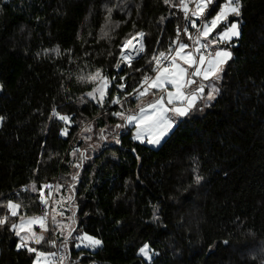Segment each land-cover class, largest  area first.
Instances as JSON below:
<instances>
[{
	"label": "trees",
	"instance_id": "obj_1",
	"mask_svg": "<svg viewBox=\"0 0 264 264\" xmlns=\"http://www.w3.org/2000/svg\"><path fill=\"white\" fill-rule=\"evenodd\" d=\"M182 19L162 0H0V216L9 215V199L22 205L19 216H42L38 193L24 187L56 183L69 186L75 231L103 241L95 250L69 242L71 261L264 264V0H243L241 16L229 17L240 21L241 36L217 98L181 118L159 147L134 139L130 128L120 131L119 144L102 141L94 152L81 138L91 124L107 136L121 120L112 113L138 102L112 84L102 105L82 102L94 84L77 77L100 69L111 79L121 44L142 30L146 52L121 70L132 92L144 73L154 74L146 61L168 50ZM116 96L123 108L111 103ZM53 107L71 123L53 116ZM81 152L83 166L72 167ZM18 240L0 228V264H32L35 253L17 250ZM145 242L154 249L151 261L138 254ZM213 243L217 250L206 254ZM37 248L52 251L46 242Z\"/></svg>",
	"mask_w": 264,
	"mask_h": 264
},
{
	"label": "snow or ice",
	"instance_id": "obj_2",
	"mask_svg": "<svg viewBox=\"0 0 264 264\" xmlns=\"http://www.w3.org/2000/svg\"><path fill=\"white\" fill-rule=\"evenodd\" d=\"M162 2L165 5L181 10L185 18V26L182 30L177 26L176 38L170 42L167 51H159L158 53L154 51L151 58L146 61V64L152 68L154 75L149 76L144 73L138 86L133 88L132 92L124 94V98L134 97L138 102L135 110L127 109L112 113L113 116L120 117L126 124L135 126L134 139L142 143L146 140L151 145H160L178 127L181 118H190L196 111L202 112L203 108H197L198 101L205 107L211 105V102L220 91L216 86V82L221 79L223 65L233 55L229 48L232 46L234 38L239 40L241 36L239 23L235 21L229 23L228 21L230 15L233 17L241 16L243 0H224L222 4H218L217 0H178V3H174L173 0H162ZM190 2L194 3V8L190 7ZM217 8L218 10H215ZM214 10L215 14L210 15ZM109 12H111V9H109ZM161 19L163 20L164 17H161ZM198 19L200 21L199 24L197 22ZM222 24L224 25L222 30L217 31ZM189 27L196 29L195 35L189 31ZM181 31L187 36L190 43H185L181 39ZM137 37L139 41H142L145 33L143 31L137 32L135 37L123 41L121 60L115 65L117 69L121 68L122 62L128 67L131 66L132 52H135L136 56L146 52V47L142 42L137 41V43H134ZM221 45L225 46L221 47ZM124 49H129L130 54L126 55ZM49 51L45 50V54ZM52 51L59 55V49ZM135 71L140 72L141 69H136ZM77 80L94 84L95 87L86 95L95 100L98 105H102L109 85L111 81L115 80V77L110 79L102 75L100 69H97L95 73L89 74L87 77L84 75L78 76ZM120 80L123 81L124 77H121ZM3 87L0 84V89ZM114 87L119 91L124 90L126 85L120 82L115 84ZM206 89H208L207 92L205 91ZM152 90H155V92ZM146 94H150L152 99L147 103H141L142 98ZM111 103L120 105L123 108L121 96L111 98ZM52 115L65 122L66 125L71 123L70 116L61 114L55 107L52 108ZM4 119L3 116H0V122ZM122 127H124V124L116 125V128ZM87 131H91V125L87 126ZM100 131L101 139L107 140V136L103 135L104 130L101 129ZM62 134H68L67 128L62 130ZM113 138L116 139L115 137ZM85 139H91V137H85ZM116 142L119 143L120 141L116 139ZM77 151V149H73L71 155L76 156ZM85 158L84 153L81 152L78 161L72 164V167L81 168L83 166L82 161ZM136 158L139 159V156ZM69 163L71 164V162ZM78 175V173L72 174L73 182L78 180ZM202 179L203 177L197 174L194 182L199 184ZM63 186L61 184L55 186L43 184L38 188L36 183L33 182L30 186H25L24 190L38 193L39 201L48 207L51 203L49 197L53 188L55 187L58 191ZM45 189L48 190V195L45 194ZM71 199V196L67 198L61 197L55 201V205H60L62 208L64 202ZM3 207L9 210V215L0 216V228L10 230L19 238L15 245L17 250L26 249L28 253L36 254L32 264H65V261H68V264H73L69 249V238H72V234L75 231L72 226L75 223L74 217L72 224L65 225L62 221L57 220V216L63 217V211H57L55 206H52V231L54 233L58 231L60 237H63L57 247L56 239L46 241L44 235H38L33 230V225H39L42 230L47 231L46 221L49 218L47 211L43 216H19L18 210L22 205L11 199L7 200ZM18 216L19 223L10 222V217ZM153 219L159 220V217L154 215ZM65 228H67L66 232ZM74 239L78 241L75 245L76 248H80L83 245L85 248L96 249L103 244L102 240L89 235L87 232H83ZM45 242L56 247L57 250L45 252L32 246L33 244L41 245ZM221 243L229 245L228 240H224ZM218 246L215 243L209 244L206 254L214 253ZM138 254L151 261L155 253L150 244L145 242L138 249Z\"/></svg>",
	"mask_w": 264,
	"mask_h": 264
},
{
	"label": "rangeland",
	"instance_id": "obj_3",
	"mask_svg": "<svg viewBox=\"0 0 264 264\" xmlns=\"http://www.w3.org/2000/svg\"><path fill=\"white\" fill-rule=\"evenodd\" d=\"M223 3H224V1H223ZM229 17H231V15L229 16ZM210 18V17H209ZM198 21H199V19H198ZM235 22H238L239 23V25H240V30H241V24H240V21L239 20H234ZM233 22V21H232ZM199 23H200V21H199ZM110 26H112V24H110ZM110 26L108 27V32L110 31L109 30V28H110ZM223 28V27H222ZM222 28H221V30H222ZM217 31H220V30H217ZM190 32L191 33H193V35H195V33H196V30H190ZM241 32V31H240ZM135 34V33H134ZM215 34V33H214ZM213 34V35H214ZM133 35V34H132ZM131 35V36H132ZM131 36H129L127 39H129ZM182 40L185 42V43H190V41H188V39H187V36L184 34V36L182 37ZM234 40H235V38H234ZM123 44V43H122ZM122 44H121V46H122ZM121 46H120V52H121ZM225 45H221V47H224ZM229 50L230 51H232L231 50V48H229ZM228 61H230V60H228ZM228 61L223 65V70H224V68H225V66H226V64L228 63ZM116 65V64H115ZM115 65H114V67H115ZM222 73H223V71H222ZM222 73H221V78H222ZM102 74V73H101ZM102 75H104V74H102ZM154 75V74H153ZM105 76V75H104ZM220 82H221V79L219 80V81H217L216 82V86L219 88V90H220ZM110 85H111V83H110ZM110 85H109V87H110ZM94 87H95V85H94ZM92 90V89H91ZM90 90V91H91ZM153 92H155V90H152ZM206 92L208 91V89H206L205 90ZM89 92V91H88ZM87 92V93H88ZM219 94V93H218ZM218 94L216 95V98H217V96H218ZM107 95H108V90H107V94H106V96H105V98L107 97ZM147 96L144 98V100H143V102L142 103H147L148 101H150L151 99H152V96L150 95V94H146ZM215 98V99H216ZM214 99V100H215ZM88 100H92L90 97H88L86 94L85 95H83L82 97H81V101L82 102H86V101H88ZM214 100L211 102V104L214 102ZM95 101V100H94ZM96 102V101H95ZM197 105H202L199 101L197 102ZM202 106H204V105H202ZM120 124H124V127H122V128H116V125H120ZM116 125H112V126H108L109 127V132L106 134L107 135V140H102L101 139V135H99L97 132H96V129H95V131H94V126H93V124H91V131L89 132V131H87V127L83 130V132H82V134H81V138L84 140V141H86V144H89V148H90V151L91 152H94V151H96L97 149H99L100 147H101V144H102V141L103 142H106V141H108L109 143H111V144H119V143H117L116 142V139H118L119 140V134H120V131H123L125 128H130V129H132V137L134 138V135H135V132H136V128H135V126L134 125H129V124H126L122 119L119 121V123L118 124H116ZM85 137H91V139H85ZM113 137H115L116 139H114ZM164 141V140H163ZM162 141V142H163ZM139 142H141V141H139ZM162 142H161V144H162ZM143 143H145V144H148L147 142H146V140H145V142H143ZM160 144V145H161ZM148 145H150V146H152V147H155V148H157V147H159L160 145H151V144H148ZM62 188H64V190L65 191H63V189ZM62 188H60L58 191H57V193H56V196H55V199H54V206H55V208H56V210L57 211H63V213H64V215H63V217H61V216H57V220L58 221H62L65 225H67V224H72V220H73V217H74V214H75V209H74V207L71 205V200H66L65 202H64V204H63V207L61 208V206L60 205H55V201L56 200H59L61 197H64V198H67V197H69V196H72V194H71V192H70V189H69V186H63ZM18 212H19V210H18ZM20 216H23V217H31V216H27V215H20ZM32 216H41V215H32ZM16 223H19V218H18V220L16 221ZM46 224H47V231H45V230H42L40 227H39V225H33V230L38 234V235H44L45 237L48 235V233H49V231H50V226H49V224H48V222L46 221ZM72 226L75 228V223L74 224H72ZM67 231V228H65V232ZM58 232V231H57ZM83 233V231H81V230H78V231H75V232H73V234H72V238H69V242H70V245L72 246V247H74V248H76L75 247V245H76V243H78V241H76L74 238L75 237H77V236H79V235H81ZM58 237H59V239H60V241H62V239H63V237H60V235H59V232H58ZM32 246H34V247H37V245H35V244H33ZM80 248H85L83 245L80 247ZM87 249H90V248H87ZM97 249V248H96ZM38 250H40V251H45V250H42V249H38ZM90 250H95V249H90ZM45 252H49V251H45ZM259 254H262V255H264V247L263 246H260V248H259ZM36 255V254H35ZM144 258V257H143ZM145 259V258H144ZM145 260H147V259H145ZM148 261V260H147ZM73 262V264H84V263H82V262H78V261H75V260H73L72 261ZM65 264H68V261H65ZM89 264H94V263H89Z\"/></svg>",
	"mask_w": 264,
	"mask_h": 264
},
{
	"label": "built area",
	"instance_id": "obj_4",
	"mask_svg": "<svg viewBox=\"0 0 264 264\" xmlns=\"http://www.w3.org/2000/svg\"><path fill=\"white\" fill-rule=\"evenodd\" d=\"M194 3H191L190 2V7H193L194 8ZM183 14V13H182ZM197 22H198V24H199V21L197 20ZM185 26V18H184V16H183V19H182V23H181V25L179 26L180 28H181V30L183 29V27ZM190 30H192V28L191 27H189V31ZM142 31V30H141ZM138 32H140V31H138ZM144 32V31H143ZM137 33V32H136ZM136 33L135 34H133L130 38H132V37H135L136 36ZM180 36H181V39H182V37L184 36V33L181 31V34H180ZM129 38V39H130ZM137 41H139V38L137 37V40L136 41H134V43H137ZM139 42H142L143 44H144V38H143V40L142 41H139ZM138 50V49H137ZM124 53L126 54V55H129L130 54V51H129V49H124ZM120 55H121V52H120ZM131 55L133 56V59L132 60H136V59H138L141 55H142V53L141 54H139V56H136V54H135V52H132L131 53ZM121 60V56L119 57V59H118V61H120ZM117 64V63H116ZM125 63H121V68L120 69H117L116 67H114V70L116 71L115 73H114V75H113V77H115V80H113V81H111V84L112 85H115V84H117V83H120V82H123L125 85H126V88L124 89V90H119L121 93H123V94H125V93H129L128 91H127V79H126V76L125 75H123V74H121V70H122V67H123V65H124ZM121 77H124V80L123 81H121L120 80V78ZM53 186H55L56 185V183H54V184H52ZM47 195H48V190H47ZM49 199H50V205L48 206V207H46V206H44V209H43V214H42V216L45 214V212L47 211L48 213H49V218H48V222H49V224H50V228H51V234H52V239H56L57 240V247L59 246V244H60V239H59V237H58V233L57 232H53L52 231V229H53V224H52V221H51V214H52V206H53V203H54V199H55V187L53 188V190H52V193H51V196L49 197ZM50 245V244H49ZM51 246V248H52V251H56L57 250V248L56 247H53L52 245H50Z\"/></svg>",
	"mask_w": 264,
	"mask_h": 264
}]
</instances>
